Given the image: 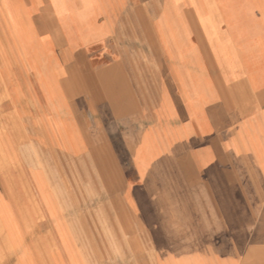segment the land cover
Instances as JSON below:
<instances>
[{"label": "crops", "instance_id": "1", "mask_svg": "<svg viewBox=\"0 0 264 264\" xmlns=\"http://www.w3.org/2000/svg\"><path fill=\"white\" fill-rule=\"evenodd\" d=\"M92 2L104 6L91 8L96 37L73 46L63 0H0V223L35 264L53 243H151L156 264H264V11L256 0ZM48 35L67 39L36 59ZM101 61L109 90L92 93ZM92 179L104 182L96 199ZM114 197L119 223H96Z\"/></svg>", "mask_w": 264, "mask_h": 264}, {"label": "rangeland", "instance_id": "2", "mask_svg": "<svg viewBox=\"0 0 264 264\" xmlns=\"http://www.w3.org/2000/svg\"><path fill=\"white\" fill-rule=\"evenodd\" d=\"M65 11L71 10L74 16L72 17V23L75 25V29L69 32L70 34L67 36V42L73 46L86 45L91 43V39H94L96 36L91 35V8L92 12H97L98 10L104 11V6L102 4L101 7H97L96 3H93L92 0H80L79 9H76V6L71 2V0H63ZM256 7L260 10L264 11V0H256ZM57 8L58 12L61 14V10ZM145 12L148 15H152L154 12L153 7L151 5H145ZM66 37L64 36H52L48 35L46 41L48 43V51H36L33 54L36 59L39 58L40 55H47L48 59L53 58L56 54L55 49L56 44L65 43ZM18 40L22 42L20 36H18ZM40 38L31 36V43H39ZM143 43L145 45L151 44L150 35L147 31V28L144 29ZM91 56V51L89 52ZM98 53H93L94 57L98 59L96 56ZM103 62L97 63L91 70V92L92 93H104V91H108V85L103 83V67L98 65ZM43 64L37 65L35 70L37 71V76L41 81L46 95H58L56 93V89L54 86L55 74H53L50 70H45ZM117 76H119V69L116 70ZM87 75L81 72V81L86 80ZM87 86V81H84ZM122 87H126L125 89L134 92L136 90L135 83L133 84H120L113 83L112 90L119 91ZM146 91V90H145ZM37 94H40L39 92ZM2 155V154H1ZM95 165H91V173L93 177H99L98 168H95ZM124 167L126 172L129 173L130 169L129 165H125ZM21 168L20 166L17 169ZM88 171L87 165H80V172ZM65 177V176H64ZM92 199L97 195L98 190L103 192L104 182L102 180H94L92 179ZM96 183V184H95ZM64 190L68 192L67 195L64 196L65 204H67L70 209L73 200L74 203L77 204V196L73 194L70 182L64 179ZM96 199V197H95ZM93 203V201H92ZM109 203V202H108ZM101 210L91 213V215L95 218L96 223L105 222V215L111 214L112 218L115 219V222L119 223V208H120V199L119 197H114L113 202H111L112 212H104L103 211V202H100ZM0 209L3 214H7V207L4 203L0 202ZM116 210V211H115ZM118 210V211H117ZM109 219V218H108ZM106 219V223H107ZM45 247V245H44ZM41 252L44 253L45 249L48 253V259L44 258L45 264H156L155 252L153 245L151 243H145L138 245H132L130 243H78V244H48L45 248L42 246H38ZM58 255V256H57ZM60 257V258H59ZM53 258V260H52ZM67 259V260H66ZM62 261V262H61ZM0 264H35L32 251L29 248V245L24 243L23 237L20 235L19 230L16 227H13L10 224L3 226L0 223Z\"/></svg>", "mask_w": 264, "mask_h": 264}]
</instances>
